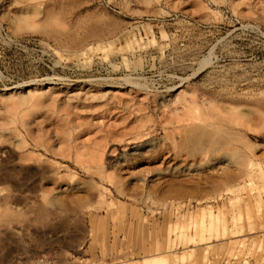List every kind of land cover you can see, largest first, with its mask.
Listing matches in <instances>:
<instances>
[{
	"label": "rangeland",
	"instance_id": "1",
	"mask_svg": "<svg viewBox=\"0 0 264 264\" xmlns=\"http://www.w3.org/2000/svg\"><path fill=\"white\" fill-rule=\"evenodd\" d=\"M161 256L264 264V0H0V264Z\"/></svg>",
	"mask_w": 264,
	"mask_h": 264
},
{
	"label": "bare ground",
	"instance_id": "2",
	"mask_svg": "<svg viewBox=\"0 0 264 264\" xmlns=\"http://www.w3.org/2000/svg\"><path fill=\"white\" fill-rule=\"evenodd\" d=\"M87 34H88V33H87ZM88 35H90V36L92 35V37H93V36H95V33H90V34H88ZM85 36H87V35H85ZM82 41H83V40H82ZM82 41H81V43H82ZM79 42H80V40H79ZM79 42H77V44H78ZM193 103H194V101H193ZM224 117H225V116H224ZM224 117H221V116L218 117V118H217L218 122H219V123H223V122L226 123V122L229 121V120L227 121L228 118L225 119ZM203 123H204V124H201V126H202L203 129L209 125L208 128L210 127V129H209V130H208V128H205V129H206L207 131H209V132L212 131V130H211V127H212V126H211L210 124H208L207 126H203V125H206L205 122H203ZM212 125H213V124H212ZM201 126H198V127H197L198 129H196V128L193 129V130H196V131H194V132L196 133L197 130H199V129L201 128ZM215 126H216V127H215ZM215 126H213L212 128H216L215 130L218 131V133H219V131L221 132V130L223 131L224 129H226V128L222 127V126H220V127L224 128V129H221L220 127H218V129H217V126H218V125H215ZM199 127H200V128H199ZM202 128H201V129H202ZM201 129L198 131V132H200V135H201V136H202V134H203V135L207 134V136H209V135H208L209 132H205V133H204L203 131H205V130L202 129L203 131H201ZM193 130H192V131H193ZM226 130H228V129H226ZM226 130H224V131H226ZM247 130H249V129H247ZM224 131H223V132H224ZM194 132H192V134H193ZM202 132H203V133H202ZM201 133H202V134H201ZM210 133H211V132H210ZM212 133L216 134L215 131H212ZM212 133H211V134H212ZM221 133H222V132H221ZM226 133H227V134H226ZM226 133H222V134H223V135H224V134L228 135L229 131H227ZM211 134H210V135H211ZM231 134H233V136H234V135H237L238 133H237V134H236V133H230V136H232ZM233 136H232L231 140H232L233 138L236 139V138H239V137H240V136L238 137V135H237V137H235V136L233 137ZM212 138H213V137H212ZM209 139H211V137H210ZM241 139H242V137H240V140H241ZM236 140H237V139H236ZM240 140L238 139V141H240ZM209 141H210V140H209ZM238 141H237V142H238ZM211 142H212V141H211ZM211 142H208V143L211 144ZM225 142H226V141H225ZM208 143H207V144H208ZM218 143H219V141H218ZM248 145H249V144H248ZM211 146H213V144H212ZM246 146H247V145H246ZM207 147H208V146H207ZM250 150L252 151V149H250ZM251 151H250V152H251ZM250 152H249V153H250ZM251 153H252V152H251ZM251 155H253V154H251ZM249 160H250V161L247 162V163L245 164V167H246L247 170H248V171L246 172V176H249V175H251V174L253 173V169H252V167H253V163L251 162V159H249ZM252 161H253V160H252ZM174 170H175V169H174ZM239 171H240V170H239ZM239 171H238L237 173H239ZM244 172H245V171H244ZM240 173H241V171H240ZM240 173H239V174H240ZM239 174H235V175L238 176ZM253 174H254V173H253ZM235 175H234V176H231L232 178H229V180H230V179H233V177L235 178ZM227 176H228V175H227ZM240 176H242V175H240ZM229 177H230V176H229ZM227 180H228V177H227ZM19 188H20V187H19ZM210 218H212V217L210 216ZM212 222H213V221H212ZM212 222H210V224H209V228H208L207 231H208V233H210V234H212V232H214V233H215V237H217V236H216V234H217V229H216V228H215V229H212V228H211V227L213 226V223H212ZM202 240H204V239H201V241H202ZM206 240H207V239H206ZM161 254H162V253H161ZM153 258H154V257H153ZM150 261H151V262H148L147 260L144 259V262H143V263H140V264H149V263H150V264H167L166 259H164L162 256H161V257H156V258H154L153 260H150ZM167 261H169V260H167Z\"/></svg>",
	"mask_w": 264,
	"mask_h": 264
}]
</instances>
